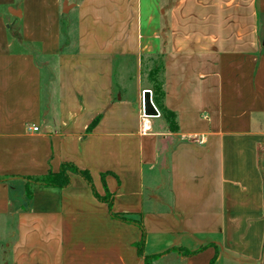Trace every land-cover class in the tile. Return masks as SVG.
I'll return each mask as SVG.
<instances>
[{
	"label": "crops",
	"instance_id": "1",
	"mask_svg": "<svg viewBox=\"0 0 264 264\" xmlns=\"http://www.w3.org/2000/svg\"><path fill=\"white\" fill-rule=\"evenodd\" d=\"M263 40L264 0H0L7 264H264ZM156 66L176 132L142 118ZM63 163L133 222L72 173L28 201L23 178ZM164 173L171 204L146 208Z\"/></svg>",
	"mask_w": 264,
	"mask_h": 264
},
{
	"label": "trees",
	"instance_id": "2",
	"mask_svg": "<svg viewBox=\"0 0 264 264\" xmlns=\"http://www.w3.org/2000/svg\"><path fill=\"white\" fill-rule=\"evenodd\" d=\"M162 71H163V68L161 66H156L155 68L149 71L148 79L152 87L151 91L153 92V100H154L155 105L162 112V116L166 119V121L170 125V128L174 132H176L178 130L177 116L175 113L166 109L161 102L164 96L163 82L161 81V78H160ZM99 120H100V117L96 118L92 122V124L89 126L87 132H90L98 124ZM70 173L79 175L86 181V183L92 188L94 196L99 201L105 202L108 204L111 214L114 218H117V219H120L126 222H133L132 220L127 218L125 215L114 213L111 210L112 204H113V195L107 191L105 196H100L94 189L92 177L89 171L80 170L72 163H63L59 173L51 172L48 175L42 176V177H24L23 180L25 182L26 198L28 199V201L31 200L33 196V190L35 187H38V186L55 187V188H61V189L68 187L71 182L70 175H69ZM6 181H8L7 177H0V182H6ZM137 224L143 229L140 223H137ZM143 244H144V240L138 245V251H139L140 256H142V253H143ZM182 250L184 249H178L179 252H181ZM182 252L186 256H191V255L196 254V251L191 252L188 250H184ZM153 258L155 257H146L145 258L146 264H151V261L153 260Z\"/></svg>",
	"mask_w": 264,
	"mask_h": 264
},
{
	"label": "rangeland",
	"instance_id": "3",
	"mask_svg": "<svg viewBox=\"0 0 264 264\" xmlns=\"http://www.w3.org/2000/svg\"><path fill=\"white\" fill-rule=\"evenodd\" d=\"M264 42V40H263ZM55 74V71H54ZM53 76L52 70L45 68L44 69V99L47 100L51 92V85H53ZM45 113H47V106L45 104ZM164 181L162 188L160 190L153 188L152 185L148 187V190L145 191V206L146 208L157 207L159 209L165 208L171 204L172 195L170 192V183L169 175L164 173ZM149 180V178H148ZM161 195L165 203H155L150 199L151 196ZM5 221H0V264H7L10 261L9 249L6 248V241L9 240L12 229L9 226H5Z\"/></svg>",
	"mask_w": 264,
	"mask_h": 264
},
{
	"label": "water",
	"instance_id": "4",
	"mask_svg": "<svg viewBox=\"0 0 264 264\" xmlns=\"http://www.w3.org/2000/svg\"><path fill=\"white\" fill-rule=\"evenodd\" d=\"M143 111L145 115L157 117L160 115L153 102V93L151 90H145L143 93Z\"/></svg>",
	"mask_w": 264,
	"mask_h": 264
},
{
	"label": "built area",
	"instance_id": "5",
	"mask_svg": "<svg viewBox=\"0 0 264 264\" xmlns=\"http://www.w3.org/2000/svg\"><path fill=\"white\" fill-rule=\"evenodd\" d=\"M145 92V91H144ZM143 92V93H144ZM150 117H152V116H148V115H145V113H144V111L142 112V118L143 119H145V118H147V119H149ZM146 128H145V124H144V130H145ZM39 130V128L38 127H34L33 128V131H38ZM196 142H198L199 144H202V141H199V140H196Z\"/></svg>",
	"mask_w": 264,
	"mask_h": 264
}]
</instances>
